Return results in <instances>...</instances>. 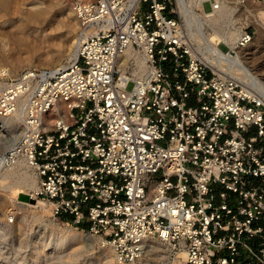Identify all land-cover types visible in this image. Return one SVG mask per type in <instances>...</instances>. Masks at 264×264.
<instances>
[{"label":"built area","instance_id":"1","mask_svg":"<svg viewBox=\"0 0 264 264\" xmlns=\"http://www.w3.org/2000/svg\"><path fill=\"white\" fill-rule=\"evenodd\" d=\"M173 1L78 0L71 60L1 69L0 118L25 116L0 164L25 160L30 200L100 236L115 264H143L150 242L173 263L264 264V98L203 60ZM128 50L140 79L133 61L120 70Z\"/></svg>","mask_w":264,"mask_h":264},{"label":"rangeland","instance_id":"2","mask_svg":"<svg viewBox=\"0 0 264 264\" xmlns=\"http://www.w3.org/2000/svg\"><path fill=\"white\" fill-rule=\"evenodd\" d=\"M24 1L30 0H12L10 10L0 13V70L8 69L14 75L26 68L51 69L59 66L75 49L77 38L78 25L72 5L78 0H41L50 2L53 6L52 26L56 33L52 41L53 52L49 54L36 52L42 40L40 35L42 25L38 23L31 25L16 11L15 7ZM234 1L227 0L231 6H234L232 4ZM172 7L178 8L176 0L173 1ZM204 10L206 12L211 10L210 3H205ZM194 11L202 15L200 9L195 6ZM260 12H264V1L249 2L243 9L234 12L233 21L230 23L226 21V26L230 25L232 31L240 28L242 31L248 29L253 33L251 45L240 48V54L244 57L246 66L264 83V29L257 23L247 21ZM176 17L182 20L185 31L189 34L185 19L183 21L179 13ZM259 20L263 22L264 16ZM206 30L211 33L208 27ZM192 41L196 46V42L193 39ZM220 47L224 52L229 51L225 44ZM59 51H64L66 56L62 60H54L51 56H55L54 54ZM197 52L201 55L199 51ZM248 84L259 92L256 86ZM129 88L131 89L132 85ZM16 128L17 124L14 121L11 128L2 132L0 130L1 142L5 138H12L10 141L5 139L4 144L0 142V156L9 148L17 129H20L19 126ZM28 170L39 179L34 171ZM6 183L8 186L0 188V264H115L113 250L105 246L107 243L100 236L90 235L80 227L68 224L66 220L55 219L51 207L43 202L42 206L35 208L37 201H31L29 198L30 192L35 190L32 187L11 186L10 184L14 183L12 180ZM11 218L13 222H10ZM54 227H58L59 230L55 231ZM64 231L70 234L77 233L80 237L79 240H69L62 249H58L61 232ZM149 245L143 264H179L176 260L174 263L169 260L165 246L164 249H160L156 243L150 242ZM75 249L79 250L76 256H73L71 253ZM105 249L111 250L110 256L104 255Z\"/></svg>","mask_w":264,"mask_h":264},{"label":"bare ground","instance_id":"3","mask_svg":"<svg viewBox=\"0 0 264 264\" xmlns=\"http://www.w3.org/2000/svg\"><path fill=\"white\" fill-rule=\"evenodd\" d=\"M176 1L178 4V13L181 17H183V21L185 19L184 22L186 23L190 38L196 42V50L201 53L203 60L211 67L215 68L216 71L222 73L224 76H228L229 74L232 75L231 77L243 81L246 85H249L248 83H250L253 87L256 86L255 88L258 89L259 92L253 90L250 86L249 92L252 95H259L260 97L264 98V83L261 82L260 79L256 75H254L252 70L246 66L245 59L240 54L241 51L240 47H238V42L242 34V30L238 28L234 29L235 31H232V29H230V25L226 26V21L229 23L233 21L234 12H236L237 9H243V7H239L236 1L232 3L234 6H231V3L227 2V0H221L222 5L219 11H216L214 13H205L203 11V2L205 0H191L189 2L186 0ZM11 4L12 0H0V13L8 12L10 10ZM194 6L200 9L202 15H198L194 11ZM52 8L53 6L50 2L46 3L41 0L24 1L23 3H20L15 7L16 11L18 13H21L31 25L35 23L42 25L40 32L42 40L40 46H38L39 48L36 49V52H45L47 54L53 52L52 41L55 37L56 31L52 26ZM263 16L264 12H260L259 15H254L253 18H248L247 21L248 23H257V25L261 26L264 29V21L262 22L259 20V18H262ZM207 27L211 30V33L206 30ZM221 43H226L230 47V51L227 53L221 51L219 48V45ZM75 49L67 55L66 61L71 60L75 56ZM54 55L55 56H51L54 60H62L66 56L64 51H59ZM130 61H133V63L135 64V67L133 68L134 76L137 79L142 78L147 72L146 61L144 57L140 54L134 53L132 50H128L125 54H123L118 62L120 70L123 74L127 72V65ZM259 88L263 90H260ZM24 116L25 113L23 110H21L18 111L14 118H0L1 132L2 130L11 128L14 121L16 122L18 128V123L23 121ZM20 134L21 130L17 129L16 135L14 136L15 138L13 139L11 144H9V147H11L14 141L19 138ZM11 139L6 140L10 141ZM3 141L1 142L0 139L1 143H3ZM28 169L31 168L27 165L25 160H19L16 165L8 169H3L0 164V188L8 186L6 181L12 180L15 184L11 183V186H30L35 189L34 191L30 192V194L36 192L39 188V179L30 174ZM34 201H37V203H35L34 205L35 208L40 207L43 205V203H45L39 199H34ZM54 229L55 231L59 230L58 227H54ZM61 233V242L57 245L58 249H62V246L69 240H79L80 237L79 234H70L68 231H64ZM156 244L157 248L164 249V245L158 243ZM105 246L113 250L111 246ZM77 250L79 249H75V251L71 254H73V256H76V252H78ZM111 250L105 249L104 255L107 257L110 256ZM147 254H149V252ZM175 260L180 264V260L178 259V257H175Z\"/></svg>","mask_w":264,"mask_h":264},{"label":"trees","instance_id":"4","mask_svg":"<svg viewBox=\"0 0 264 264\" xmlns=\"http://www.w3.org/2000/svg\"><path fill=\"white\" fill-rule=\"evenodd\" d=\"M63 219H69L68 217H64Z\"/></svg>","mask_w":264,"mask_h":264}]
</instances>
